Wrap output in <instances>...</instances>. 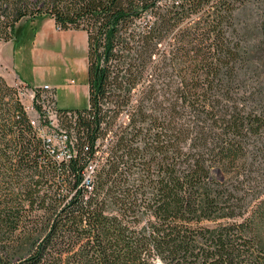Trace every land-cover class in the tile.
I'll list each match as a JSON object with an SVG mask.
<instances>
[{
	"label": "trees",
	"instance_id": "16d2710c",
	"mask_svg": "<svg viewBox=\"0 0 264 264\" xmlns=\"http://www.w3.org/2000/svg\"><path fill=\"white\" fill-rule=\"evenodd\" d=\"M45 17L88 104L59 157L0 75V264H264V3L0 0V44Z\"/></svg>",
	"mask_w": 264,
	"mask_h": 264
},
{
	"label": "rangeland",
	"instance_id": "374dc122",
	"mask_svg": "<svg viewBox=\"0 0 264 264\" xmlns=\"http://www.w3.org/2000/svg\"><path fill=\"white\" fill-rule=\"evenodd\" d=\"M252 1L255 4L264 3V0ZM37 25L39 27L41 25V21L38 19L34 21L25 18L20 20L17 24L18 38L14 39L15 51L12 49L13 44L7 42L0 44V70L4 74L1 76L8 82L9 74L15 76L12 72L14 70L28 85L38 82L54 87L57 108H85L88 104L86 92L87 43L83 37L85 32L72 29L71 32L74 35H71L68 40H62L63 38L59 37L40 40L38 38L40 31L37 33L38 28H35ZM48 28L47 25H42V29H40L41 32H43L42 30L44 32L40 38L47 37ZM10 57L13 62L12 71L6 66L3 67L2 64V61L8 62ZM18 82L19 80L14 77L13 84H8L17 88L16 83Z\"/></svg>",
	"mask_w": 264,
	"mask_h": 264
},
{
	"label": "built area",
	"instance_id": "2783aa9c",
	"mask_svg": "<svg viewBox=\"0 0 264 264\" xmlns=\"http://www.w3.org/2000/svg\"><path fill=\"white\" fill-rule=\"evenodd\" d=\"M18 96L25 111L29 114V123L35 128L38 134L51 142L52 149H58L59 157L65 149V131L58 124V108L56 105L54 88L48 84L41 86H30L19 80L16 83ZM39 89V90H38ZM41 106V110L37 109ZM48 122H44V120ZM92 165L85 170V178L90 179L93 172Z\"/></svg>",
	"mask_w": 264,
	"mask_h": 264
},
{
	"label": "crops",
	"instance_id": "0c3cea01",
	"mask_svg": "<svg viewBox=\"0 0 264 264\" xmlns=\"http://www.w3.org/2000/svg\"><path fill=\"white\" fill-rule=\"evenodd\" d=\"M39 21H41V25H40V27H39V25H37V26H35V28L37 29V33H39V31H40V34L38 35V38L40 39V40H48V39H50V38H52V39H54V38H56V37H59V38H63L62 40H64V39H66V40H68L69 39V37H71V35H74L72 32H71V30L72 29H68V30H61V31H58L57 30V28L55 27V24H54V21H53V19H51V18H49V17H45V18H42V19H40ZM43 24H45V25H47L49 28V30H48V32H47V37H45V38H43V36H42V38H40V36L43 34V32H44V30H42L43 32H41V29H42V25ZM41 28V29H40ZM35 29V30H36ZM74 30V29H73ZM75 36H76V34H75ZM74 37V36H73ZM83 37H84V39H86V34L84 33L83 34ZM7 43H9V44H13V47H12V49H13V51H15L14 50V45H15V42H14V39H11V40H9V41H6ZM14 42V43H13ZM3 43H1V45H2ZM14 55V54H13ZM2 64H3V67H8V69L10 70V71H12L13 70V62H12V59H11V57L9 58V61L8 62H3L2 61ZM1 68V67H0ZM14 74H15V76L14 75H11V74H9V81L7 82V83H9V84H13V80H14V77H16L18 80H20V81H22V82H24V83H26V84H28L22 77H20L18 74H16V72L13 70L12 71ZM0 75H4L3 74V72H2V70H0ZM7 78V77H6ZM41 86V85H43V84H40V83H35V84H30V86ZM49 85V84H48ZM51 86V85H50ZM54 88V87H53ZM87 90H88V87H87V83H86V92H87ZM59 109V108H58Z\"/></svg>",
	"mask_w": 264,
	"mask_h": 264
}]
</instances>
